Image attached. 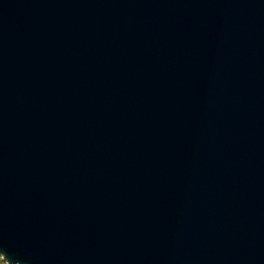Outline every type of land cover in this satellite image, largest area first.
<instances>
[{
    "label": "water",
    "instance_id": "1",
    "mask_svg": "<svg viewBox=\"0 0 264 264\" xmlns=\"http://www.w3.org/2000/svg\"><path fill=\"white\" fill-rule=\"evenodd\" d=\"M7 264H264V0H0Z\"/></svg>",
    "mask_w": 264,
    "mask_h": 264
},
{
    "label": "rangeland",
    "instance_id": "2",
    "mask_svg": "<svg viewBox=\"0 0 264 264\" xmlns=\"http://www.w3.org/2000/svg\"><path fill=\"white\" fill-rule=\"evenodd\" d=\"M0 264H7L0 255Z\"/></svg>",
    "mask_w": 264,
    "mask_h": 264
}]
</instances>
